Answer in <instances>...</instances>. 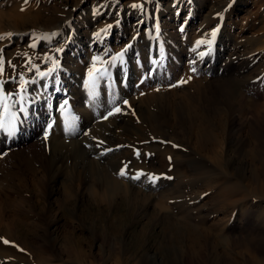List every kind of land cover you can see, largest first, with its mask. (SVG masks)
<instances>
[{"label": "rangeland", "instance_id": "374dc122", "mask_svg": "<svg viewBox=\"0 0 264 264\" xmlns=\"http://www.w3.org/2000/svg\"><path fill=\"white\" fill-rule=\"evenodd\" d=\"M92 1L0 0V36L4 37L0 39V60L3 61V72L0 73L3 86L0 92L6 91V94L3 93L4 102L7 99L6 104L13 107L18 103L16 108L20 109L26 98L32 100L35 96L44 105L39 115L40 130L35 138L22 148V153H18L16 158H0V170L4 168L13 175L14 180L11 182L12 186L5 183L8 198L3 196L5 185L0 187V235L8 237L11 243H16L19 239L39 259L41 245L46 241L50 244L48 239L43 238L40 225H44L56 238L61 257L70 264H136L144 257H155L165 264H264V206L259 204L264 197L260 196L261 193L250 192V189L264 192V0H233L225 4L227 15L225 12H220L219 15L223 18L221 34L225 35L221 38V47L224 46L228 51L225 58L228 62L224 61L220 72L210 73H200V66L207 68V64L196 59L201 50L197 52L192 49V45L202 48L207 42L205 38L201 37V40L194 34L198 31L203 17L209 15L211 9L220 7L223 0H196L195 7L193 2L187 5L188 0L184 3H179L178 0H151L147 5L144 0H110L108 8L101 7V0L93 8ZM159 1L163 4L160 5ZM172 3V15L162 12L160 17L156 16L161 8L166 9ZM177 4L184 5L183 11L191 14L186 16L182 10L177 12ZM91 7L93 11H90ZM96 10L101 18L96 16ZM84 15L85 20H81L78 25L80 32L83 31L81 39L85 41L82 46L87 48L92 58L82 53V61L79 63L81 71L73 76L67 74L64 65L71 62L66 56L70 51L61 47L59 44L62 43L58 39L52 40L51 36L54 33L59 34L67 27L70 28L71 37L74 20ZM61 18L64 23L59 25ZM139 19L144 25L136 30L135 24ZM156 27L159 28L157 32ZM105 29L106 31H102ZM164 30L166 32L163 34ZM12 32L21 33L22 38L13 41V37L6 35ZM140 36L144 37L142 44L145 45L142 47L147 48L149 54L144 52L141 56L134 57L133 61L136 63L138 59L142 61L137 72L135 64L126 57L125 50L132 47L135 37L140 39ZM203 40L205 43L198 44ZM97 41L100 47L95 48ZM213 41V45H220L218 37ZM179 46L184 49L181 50ZM57 49L62 51L57 52ZM121 52L124 53L122 62L119 59L113 62L112 57ZM49 56L54 57L59 66L54 72L41 78L37 72H46L53 66V60L47 59ZM97 57L100 59H95ZM232 57L234 58L231 59ZM229 64H233V67L225 69ZM29 67H32V71L28 70ZM193 68L196 69L195 72L192 71ZM253 68L260 72H251ZM21 73L29 81L23 90L20 88ZM228 73H232V76ZM211 78L221 86L223 93L227 88H234V91L230 89L231 94L239 102L234 128L238 131L231 138L226 129L221 132L214 130L219 126V118L224 113L221 112L223 106L207 92L209 88L204 86ZM233 78L238 80L236 83L241 88L235 84ZM32 79L36 82L31 83ZM229 80L235 85L231 86ZM189 86L200 102L197 107H192L184 101L183 106L189 112L186 115L187 121L185 120L183 127L176 126L173 129L177 133L174 138L179 144L175 139L169 138L171 149L168 151L149 147L151 140L157 143L162 137L151 136L157 132L145 122L151 117L142 113L144 109L140 108L146 105L145 100L140 107L135 106V103L138 104L151 93H160V96L162 93H170L171 100L181 97L183 100V91ZM16 93L20 95H14ZM59 106L67 108V113L61 118L58 133L61 130L60 133H72L73 137L92 126L88 122V115L100 121L110 112L111 115H116L124 111L128 117V128L136 137L143 138L147 135L152 138L134 148L133 155L141 156L138 163L145 165L140 167L139 164L136 168L128 161L123 166L119 163L120 159L113 156L97 165L87 178L85 174L93 166V162L88 159L93 154L88 157L85 154L96 140L105 139L104 133L96 134L95 142L80 147L77 160L65 159L54 170L45 172L36 160L34 144L40 140L46 129L48 110ZM117 108L120 109L119 113ZM205 110L210 112L208 119L216 123L214 128H206L207 124L202 123V113ZM114 122L117 125H109L115 130L114 143L128 141L124 137L126 135L121 117ZM69 127H73V130L69 131ZM92 132L93 130L91 134ZM109 133L105 140L111 142ZM187 133L192 136L191 141L184 139L188 136ZM217 135L224 146L227 141L231 144L244 141L242 157H237L233 145L229 147V154L232 155L230 158L236 159L232 167L246 166L244 180L235 179L232 172L238 170L227 168L226 161H223L225 179L210 187L203 185L204 182L197 186L190 182V186L187 180L173 171L174 160L179 159L178 152L187 146L193 151L198 149L201 153L212 156ZM174 143L178 145L175 146ZM20 149L21 147L13 146L10 150L16 153ZM251 168L255 176L250 175ZM110 169L119 173L123 169L126 174L123 178L122 175L118 176L121 179L120 186L112 187V191L104 197L96 190V186L104 172ZM138 173L146 174L139 179L143 182L142 187L132 178ZM151 175L159 179L148 178ZM225 181L233 185L232 190H229L230 194L244 192L251 202L254 199L255 202L251 205L258 214L251 219L254 225H241L237 222L235 230L230 232L222 223L228 216L227 207L229 209L230 205L222 196V199L219 198V185L223 189ZM28 197L30 204L37 207L35 213L41 211L43 214L41 221L33 218L21 221L29 214L30 207L29 201L20 206V199ZM199 205H202L200 209L197 208ZM208 224H213L214 235L207 241L204 234Z\"/></svg>", "mask_w": 264, "mask_h": 264}, {"label": "bare ground", "instance_id": "6f19581e", "mask_svg": "<svg viewBox=\"0 0 264 264\" xmlns=\"http://www.w3.org/2000/svg\"><path fill=\"white\" fill-rule=\"evenodd\" d=\"M97 1L98 0L92 1L91 6L93 8L95 7V4ZM150 1L151 0H144V3L147 5V3H150ZM161 1H163V0H161ZM175 1L176 0H174V2ZM178 1H179V3L180 2L184 3V1H186V0H178ZM231 1H233V0H223V3L221 2L222 4L220 7L217 6L218 8H216V9L214 8V10L211 9V11L208 12V14L209 13L210 14L205 15V17H203L204 19L199 22V25H198L199 29L194 35L199 36L200 39H201V37L205 38L207 42L211 41L210 44L206 42L202 48L195 46L194 44L192 45V49H195L197 52H198V50L199 51L201 50L200 53L198 52L196 59H200L202 62L205 61L206 62L205 64H207V68L200 66V68H199L200 73H204V72L210 73V72L219 71L222 69L223 63L226 60L225 58H226L228 51H226L224 49V46L221 47V45L223 44V39H221V38L225 36V35L222 36V34H221V31L223 30V25H222L221 21H223L222 20L223 18L221 17L222 15H219V14H220V12H223V13L225 12V14H226L228 9H226L225 4L230 3ZM100 2H102V5H101L102 8H108V6L111 4L110 0H101ZM172 2H173V0H172ZM186 2H187V5H189V3L193 2V6L194 7L196 6V4H195L196 0H188ZM158 3H160V5L163 4L160 1ZM160 5H158V6L161 8ZM168 5H169V7L166 6V9L161 8L160 11L158 13H156V16L160 17V15H161L160 13H162V12L168 13L167 14L168 16L172 15L173 11L171 10L170 6L174 5V3L168 4ZM92 7H91L90 11L94 10ZM175 9L177 10V12H179V10L180 11L182 10V13H186L185 14L186 16H189L191 14L189 12L183 11L185 9V6L181 5V4H177ZM94 12H95L96 16H98V18L101 16L99 11L96 10ZM107 13H106V15H107ZM192 13H194V12L192 11ZM88 14H87V16H88ZM178 14H177V16H178ZM195 16H197V14ZM85 17H86V15L79 16L76 20H74V22H73L74 27L73 28L75 30L72 28L73 33H72L71 37L69 36L71 33L70 28H67V27H65L61 32H59V34L54 33L53 36H51V37H53L52 40L58 39V41H60L62 43L59 45L61 47L67 48L68 51H70V53L66 54V56L71 62L70 63H64V65L66 66L65 70H66L67 74H71L73 76L75 74H78L81 71V69L79 67V63L82 61V56H81L82 53H86V55L87 54L89 55L88 57L90 59L92 58V56L89 54L87 48L86 47L84 48L82 46V43H85V41H82V39H81L83 31L80 32V30H79L80 26L78 25V24H80L81 20H85ZM225 22H226V20H225ZM63 23H64V19L61 18L59 25H61ZM142 25H144V24L139 19V21H137L135 24L136 30H138L140 27H142ZM158 29L159 28L156 27V29H155L156 32L158 31ZM33 30L34 29H32V31ZM156 32L154 34H156ZM165 32L166 31L164 30L163 34ZM134 33H133V35H134ZM213 33H214V35H213ZM12 34L13 35L10 37L11 38L13 37V41H19L22 38L21 33L12 32ZM56 35H58V36H56ZM149 35H152V34L150 33ZM140 37H141L140 39L135 37V39L133 40V43H131L132 47L131 48L129 47V49L125 50L126 57L131 59L133 64H135L134 68L137 70V72H139L138 70H139V67H140V64L142 61H140V59H138L137 63H136L135 61H133L134 57H136L138 55L141 56V54H143L144 52L149 54V51L146 50L147 48L142 47L143 45H145V44H142V39H144V37L143 36H140ZM217 37H218L219 41H221L220 43H218V44H220L219 46L217 44L213 45V43H214L213 40H215V38L217 39ZM64 39H65V41H64ZM131 39H133V37H131ZM209 45H212V47H210ZM97 47H100V43L98 41L95 42V48H97ZM90 48L91 47L89 46V49ZM179 48L181 50L184 49L183 46H179ZM135 53H137V55ZM230 53H233V52H230ZM201 54H203V55H201ZM228 56H227V58H228ZM233 58L234 57H232L231 59H233ZM191 61H192V59H191ZM243 61H242V63H243ZM199 64H201V63H199ZM232 65L229 64L227 67H225V69L233 67ZM244 67H246V66H244ZM171 69H172V67H171ZM227 70H229V69H227ZM256 70L257 69L253 68L251 70V72H254ZM242 72H244V71H242ZM258 72H260V71H258ZM59 73H61V71ZM200 73H199V75H200ZM224 73H226V72H224ZM236 73H238V71H236ZM230 74H232V73H230ZM250 74L252 75V73H250ZM258 74H257V76H258ZM229 75H227V76H229ZM251 75H249V76L251 77ZM254 75H256V74H254ZM230 76H232V75H230ZM246 77H248V76H246ZM250 77H248V78H250ZM205 78H208V77H205ZM213 78L217 79V77H215V76ZM213 80L214 79L211 78V81L206 83L204 86L209 88V91H207V92L210 93L215 100L217 99V101L223 106V108H221V112H223L224 114H221V116L219 118V121H218L219 126L215 127L216 123L211 122L208 119L210 112L205 110L204 111L205 113H202V116H203L202 117V119H203L202 123L207 124L206 128H214L215 127V129H214L215 131L221 132V130L225 131V129H226L227 133L230 134L229 138H231L238 131L237 129L235 130L234 128H235L236 123H237L235 112L238 110L237 106H238L239 102L237 103L235 100V96H233L231 94V92L234 88L233 89L227 88V90H225V92L223 93L221 91L222 90L221 86L218 83H214ZM220 80H221V78H220ZM203 81H205V80H203ZM222 81H224V80H222ZM233 81L235 82L236 85L238 84V83H236L238 81L237 79L233 78ZM234 82L230 81L229 84L231 86H233V85H235ZM245 82H247V81H245ZM248 82H249V80H248ZM259 82H261V81H259ZM263 82H264V80H263ZM200 83H202V81ZM221 85H222V83H221ZM245 85H247V84H245ZM257 85H259V84H257ZM238 86H239V84H238ZM252 86H253V84H252ZM255 86H256V84H255ZM230 89H232V90H230ZM254 89H256V88H254ZM5 92H3V93H5ZM183 93H184L183 94V100H182V97H181V99H178V100H175V99L171 100V94L170 93H166V94L162 93V96H160L161 95L160 93H158V94L151 93V94H149L148 97H145L138 104L135 103V106L140 107V105L142 104V101L145 100L144 102L146 103V105H144L140 108L144 109L142 113H144L145 115L148 114L147 117L151 116L150 118L146 119L145 122H146V124L151 126L152 129H154V131L157 132L156 135L154 134L151 136H154V137L155 136H161L162 137L161 138L162 140H159L160 138L158 137L159 141H157V143H154L151 140L152 143L149 142L150 144L149 143H148L149 145L147 144L149 147H151L153 149H162V150L168 151L171 149V147L169 145V144H171V142L168 141L169 138L173 139V140L175 139L176 142L178 143V140L176 138H174V136H176L177 133L173 129L176 126L183 127V124H185V122L187 121L186 115L189 112L186 111V107L183 106L184 101H186V103L188 105H191L192 107H193V105L195 107H197V105L200 102L197 99V96L192 94L190 86L187 87L183 91ZM185 95H187L188 97H186ZM241 95H243V94H241ZM8 96L9 95H7V98H8ZM34 97L31 98L32 100H29L26 98L23 106H21L20 109H19V107L16 108V106L19 105L18 103H17V105L15 104L14 107L10 104L8 112L3 113L4 118H8V115L10 113H14L16 116V119H18V123H16L15 132L12 133L11 135L6 133V132H0V158H3V157L4 158H6V157L7 158H16L17 157L16 155L18 153H22V151H23L22 148L24 146H26V144H28V142L31 139L35 138L36 134L39 133V130H40L39 129V126H40L39 121L41 119L39 117V115H40V111L42 110L44 105H43V103H41L40 100H37V98H34ZM6 101H7V99H6ZM6 101L4 102L5 104H6ZM125 111H126V109H125ZM64 113H67V108H64L63 106L51 108L48 110L49 115L47 118L46 129H44V132L42 133L44 137L42 136L41 138H39L40 140L34 144V147L36 150V160H37L39 166L45 172H50V171L54 170L59 165L60 161H65V159L66 160H77L80 156V149H79L80 147L88 146V144H91L92 141L95 142L94 137L96 134L97 135H99V134L103 135L104 133L107 134L109 132H110L109 138H110L111 142L105 140L106 134H104L103 138H105V139L104 140H96V142L93 144V147L87 151V154H85L86 157L93 154V157L88 159L89 161L93 162V166H91L87 170L89 173V174L88 173L85 174L87 176V178L92 174L93 171H95V168L97 165L102 163V161H106L108 159L110 160V158L113 156L118 157V159H120L119 163L122 164L123 166L129 161V162H132V164H134V166L136 168H138L137 166H139V164H140L138 162L141 161V159H140L141 156L133 155L134 148L138 147L140 145H143V141H146V140L148 141V139L151 138V136L144 135L143 138H142V136L136 137L135 134L128 128V117H126V113L124 111H123V113L118 112L119 114H116V115H114V113L111 116L108 115L106 118H104L100 121H98L97 118H90V116L88 115V118H89L88 122L92 126L91 127L89 126V128L85 129L84 132L81 131L80 134H77V136H74V137H73L72 133L71 134L60 133L61 130L58 133L57 129H58V127L61 128L60 122H62L61 118L64 117V115H63ZM140 115H142V114L140 113ZM118 117H121V122L123 123V126H124L123 132L126 135L124 137L128 141H120V142L114 143L113 139L116 137L115 130H114V128H110L109 125L115 123L114 121ZM49 125H51V127H49ZM115 125H117V124L115 123ZM91 130H93V132H92L93 136L91 134ZM169 135H171V136L169 137ZM187 135L188 136H186V138H184V139H186L187 141H191L192 136L190 135V133H187ZM215 139H216V142L214 144L215 148L212 150V156H207L206 154L201 153V151H199L198 149H195V151H193L190 148H188L187 146H185L184 150H183V148H181V151L178 152L179 159H176L177 161L174 160L173 171L178 176L187 180L189 182L188 184L190 186H191V183L194 184L193 186H197V185H199V183L202 184V182H204L203 185L210 187V186L214 185L216 182H219V181H222L223 179H225L226 174L224 173V167L222 165V162L226 161L227 164L226 163L225 164H226L227 168H230L233 166V164L236 160L235 158H233V159L230 158L232 156L229 154V152H230L229 147H231V145H233L235 147L234 153L237 154V157L238 156L242 157L241 153H242V149L244 148V145H245L243 140H239V142L236 144H231L227 141L226 145L224 146V144H222V140H221L219 135H217V138H215ZM177 143H174V145L176 146L179 144V143L178 144ZM13 146L21 147V149L15 153L14 151L10 150ZM180 146L181 145H179V147ZM108 151H109V153H107ZM2 152H4V155H1ZM250 154H252V153H250ZM69 157H71V158H69ZM253 157H256V154H253ZM67 158H69V159H67ZM197 160H199V161H197ZM142 164L145 165V163H141L140 167L142 166ZM226 166H225V168H226ZM234 168L238 171L234 172V173L232 172V174L234 175L233 177L235 179L237 178L238 180L243 181L245 176H246V166L239 167V168H237L235 166ZM234 168L232 170H234ZM0 172H1V174H0V187H2L3 184L5 185V183L7 185L12 186L13 184H11V182H14L13 175L10 174L9 172H6L4 168H1ZM114 173L117 177L114 176ZM252 174H254V172L252 171V168H251L250 169V175H252ZM118 176H121L119 174V172H116V171L113 172L111 169L109 171L106 170L104 172L102 178L100 179L101 180L100 183L97 184L96 190H98L100 194H102L104 197H106L108 195V193L112 191V187L120 186V183H121L120 180L121 179H119ZM253 176H255V174ZM10 177H12V178L9 180ZM122 178H123V175H122ZM139 179H141V178H139ZM139 179H136V181L138 182L139 186L142 187L143 182ZM230 180L231 179H229V181ZM144 184H146V183H144ZM232 186L233 185L231 183H228L225 181L223 183V189L219 185V190H218L219 191V198L220 199L223 198L224 201L226 200L230 204L229 209L227 207L228 213H226V214H228V216L226 218H224V220H222L223 221L222 223H224V226H227L229 228L230 232H233L235 230V226H236L237 222H240L241 225H243V224L244 225L246 224L247 226L248 225H254V223L251 219L255 218L258 215L257 212L255 211V209L251 205L252 202H255L254 199H252L253 201L251 202L248 199V197L246 196V194H244V192L239 193V194H237V193L230 194L229 190H232L231 189ZM6 187L7 186L5 185V190H4L3 196L8 198L9 195L7 193ZM217 188H218V186H217ZM166 190L167 189L165 188V191ZM250 190H251L250 191L251 194L252 193H255V194L261 193L260 196L264 197L263 190H260V189L257 191H255L256 189H250ZM169 193H171L170 189H169ZM163 195H165V193H163ZM221 196H222V198H221ZM27 201H29L28 202L29 204L28 203L27 204L30 207V209L28 211L29 214L26 215L24 218H22L21 221H25V220L31 219V218H33V220L41 221V219H43L44 216L41 213V211H39L38 213H35L37 211V207H35L34 204H30L31 201L29 200V197L28 198H21L20 204H19V201L17 200V205L19 204L20 206H23L25 204V202H27ZM197 201L196 202L194 201V202L197 203ZM194 202H192V203H194ZM259 204L263 207L264 206V200L263 201L261 200V202ZM200 207H202V205H199L197 208L200 209ZM220 210H222V209H220ZM260 210H262V208ZM219 214H220V212H219ZM259 217H260V215H259ZM262 217H263V215H262ZM258 220H260V219H258ZM250 221H252V222L249 224ZM261 221H262V219H261ZM255 224L258 226V223H255ZM212 225L213 224L207 225L206 232L204 234L207 241L209 240V237H212V235H214L212 232V230H213ZM40 227L42 228V231L44 233L43 238L48 239L50 244L49 243L47 244V241H46L44 244L41 245V249H40L41 252L39 253L41 255L39 256V259L37 258V255L34 254L33 252H31V250H29L24 244H22L19 239L16 240L17 244L15 243V241L11 243V241L9 240L8 237H6V236L2 237L0 235V264H70V263H67V261L63 260V258L61 257V255H60L61 251L58 250L57 245H56V240H55L56 238L53 237L51 232L48 231V228L44 227V225H40ZM255 228H256V226H255ZM257 232H258V228H257ZM216 236H217V233H216ZM4 241H8V243H5ZM136 264H165V263H163L162 261H159L155 257H144V258L140 259L138 262H136Z\"/></svg>", "mask_w": 264, "mask_h": 264}, {"label": "snow or ice", "instance_id": "6c2138e0", "mask_svg": "<svg viewBox=\"0 0 264 264\" xmlns=\"http://www.w3.org/2000/svg\"><path fill=\"white\" fill-rule=\"evenodd\" d=\"M134 7H142V5H134ZM109 27H111V26H109ZM102 31H106V29H105V30H102ZM6 35H7V36H12L13 34H12V33H7ZM97 35H99V33H98ZM213 35H214V33H213ZM3 38H4L3 36H0V39H3ZM203 43H205V42H204V41H199V42H198V44H203ZM207 43L210 44L211 41H208ZM32 46L35 47V44H33ZM56 51H57V52H60V51H62V49H57ZM123 55H124V53L121 52V53L117 54L116 56H113V57H112V61L115 62L117 59H119V60H121V62H122V60H123ZM201 55H203V54H201ZM47 59H51V60H53V66H52L51 68H49L48 71H46V72H37V75L40 76L41 78L48 76L50 73L54 72V71L56 70V68L59 66V65H58V62L55 61L54 57L49 56V57H47ZM95 59L98 60V59H100V58L97 57V58H95ZM2 65H3V61L0 60V73L3 72V66H2ZM13 67H15V66H13ZM28 70H29V71H32V67H29ZM192 71L195 72L196 69L193 68ZM90 74H91V73H90ZM20 81H21L20 88H21V90H23L24 87H25V85H26L27 83H29V81H26V80L24 79V75H23L22 73L20 74ZM30 82H31V83H35L36 81H35V79H32ZM2 86H3V82L0 81V89H2ZM14 95H20V94H19V93H16V94H14ZM4 99H5V97H4L3 93L0 92V132H6V133H8V134L11 135V134L14 133L15 130H16V116H15L14 113H10V114L8 115L7 120L4 118L3 113L8 112V109H9V105H7V104L4 103ZM22 100H23V97L21 96V101H22ZM14 102H15V101H14ZM66 103H67V101H65V104H66ZM125 103H127V101H125ZM116 111L119 112L120 109L117 108ZM111 114H112V113L110 112L109 115H111ZM49 127H51V125H49ZM73 127H74V126H73ZM73 127H69L68 130H69V131L73 130ZM119 174H120V175H125L126 173H125V171L122 169L121 172H120ZM141 175H146V174H144V173H138L136 176H134V177H132V178H133V179H139ZM148 178H151V179H153V180H155V179H159V177H156V176H154V175H151V176H149ZM169 179H171V177H169ZM4 242H5V243H8V241H4Z\"/></svg>", "mask_w": 264, "mask_h": 264}]
</instances>
